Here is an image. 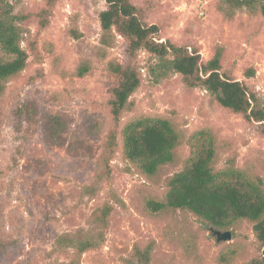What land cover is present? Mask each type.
Masks as SVG:
<instances>
[{"label":"rangeland","instance_id":"rangeland-1","mask_svg":"<svg viewBox=\"0 0 264 264\" xmlns=\"http://www.w3.org/2000/svg\"><path fill=\"white\" fill-rule=\"evenodd\" d=\"M131 1L143 20L161 25L160 40L194 45L205 62L222 47L223 71L244 80L264 107L263 1ZM44 7V0H0V14L19 16L29 55L0 95V264H244L261 257L249 220L236 221L227 229L232 238L218 242L195 213L148 206L165 200L169 179L190 156L187 141L200 130L214 139L216 170L233 162L264 179L260 122L223 107L204 86H188L140 50L142 84L116 124L108 103L116 80L111 65L129 57L117 31L111 46L100 41L105 1L58 0L44 29L37 15L24 17ZM250 67L255 74L248 77ZM21 104L27 111L19 122ZM143 116L169 119L182 137L175 160L150 176L123 155L122 128ZM105 205L111 210L104 218ZM83 242L94 245L81 251Z\"/></svg>","mask_w":264,"mask_h":264},{"label":"trees","instance_id":"trees-1","mask_svg":"<svg viewBox=\"0 0 264 264\" xmlns=\"http://www.w3.org/2000/svg\"><path fill=\"white\" fill-rule=\"evenodd\" d=\"M44 1V8L24 16L37 15L41 29L49 25L58 0ZM104 1L106 8L99 13L100 41L105 46H111L115 39L114 30L117 31L127 40L129 57L126 65H111L116 80L109 88L108 103L116 124L122 113L131 108L130 97L142 84L137 56L140 50H146L158 57V67L180 73L188 86H204L223 107L242 114L249 122H260L264 133V107L244 80L235 79L223 71L222 47L205 62L194 45L160 40L161 25L143 20L131 0ZM229 1L240 7L250 5L253 0ZM18 18L11 10L0 14V95L6 82L19 75L29 59L27 51L21 46L22 29L17 24ZM245 74L253 76L255 69L250 67ZM25 111L27 107L22 104L16 110L19 122ZM117 135V130H113L108 136L111 149L116 145ZM121 137L124 157L148 176L155 174L160 166L173 162L175 150L182 143V137L172 122L162 117L143 116L128 121L121 130ZM187 142L191 152L183 169L169 179L165 200H150L149 208L152 211L166 207L187 209L211 226L223 230L238 220H249L253 222L262 253L261 257L244 264H264V179L247 175L233 162L216 170L213 167L215 143L207 130L195 132ZM110 210L109 205L104 206V218ZM5 245V242H0V250ZM93 245L90 242L80 243L79 250L84 251Z\"/></svg>","mask_w":264,"mask_h":264},{"label":"water","instance_id":"water-1","mask_svg":"<svg viewBox=\"0 0 264 264\" xmlns=\"http://www.w3.org/2000/svg\"><path fill=\"white\" fill-rule=\"evenodd\" d=\"M210 229L218 242L230 240L232 238V232L230 230H222L215 227H211Z\"/></svg>","mask_w":264,"mask_h":264}]
</instances>
